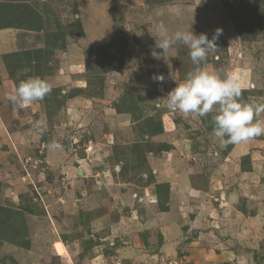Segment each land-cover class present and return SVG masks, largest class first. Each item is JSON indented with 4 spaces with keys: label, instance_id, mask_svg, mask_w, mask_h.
<instances>
[{
    "label": "rangeland",
    "instance_id": "374dc122",
    "mask_svg": "<svg viewBox=\"0 0 264 264\" xmlns=\"http://www.w3.org/2000/svg\"><path fill=\"white\" fill-rule=\"evenodd\" d=\"M261 2H14L20 22L35 10L41 28H0L1 206L16 213L19 241L29 242L5 239L0 264H264V136L227 150L202 117L167 110L165 96L196 65L180 43L167 62L152 54L161 22L170 34L191 29L209 39L221 28L201 67L233 71L243 99L264 103V27L253 24ZM56 35L48 69H16L12 78L10 53L47 50ZM160 74L164 82H154ZM29 76L47 79L52 92L14 107L8 96ZM149 119L162 122V134L147 133ZM53 141L62 148L49 150ZM137 142L147 161L124 176L125 164L138 165L130 148ZM148 142L169 150L156 154ZM162 183L168 194L158 202Z\"/></svg>",
    "mask_w": 264,
    "mask_h": 264
},
{
    "label": "clouds",
    "instance_id": "9594fccd",
    "mask_svg": "<svg viewBox=\"0 0 264 264\" xmlns=\"http://www.w3.org/2000/svg\"><path fill=\"white\" fill-rule=\"evenodd\" d=\"M222 35V29L217 28L211 39L207 34L196 35L190 30H176L170 34L168 27L161 22L157 25L153 57L169 60L167 53L175 43L186 46L189 57L196 68L189 72L182 82H177L165 96L164 107L171 112H179L185 116L204 117L213 115L212 136L221 147L238 145L264 136V103L246 101L243 99V86L239 76L231 70L223 74L207 70L201 65L206 62L210 53L217 50L216 41ZM162 53V54H159ZM27 72L28 69H23ZM154 82L163 83L164 75H154ZM52 92V85L47 79L39 76H29L19 82L8 96L14 107L24 109L29 105L42 101ZM36 131L43 134L46 125L42 121L34 124ZM49 150H59L62 145L50 142Z\"/></svg>",
    "mask_w": 264,
    "mask_h": 264
},
{
    "label": "trees",
    "instance_id": "16d2710c",
    "mask_svg": "<svg viewBox=\"0 0 264 264\" xmlns=\"http://www.w3.org/2000/svg\"><path fill=\"white\" fill-rule=\"evenodd\" d=\"M17 1H23V3H25V1L27 2V0H11L9 2V4L7 2H0V28L1 29H6V28H11V27H16L15 25H17L16 23L19 22V26L18 27H24V28H28V29H32V30H39L41 28V24H37L36 22L38 21V17H37V12L35 10H33L30 14L27 15V18L25 17V19L23 21L20 22V15L19 12L16 8H18L17 6H15L14 2ZM261 3H255V7L257 8L258 6H263L262 10H261V15H259V17H257V20H253V24H255V27L257 28H261L264 27L262 24L264 23V0H261ZM27 10L25 9V14H27ZM26 26H24V24ZM57 38L54 37L52 39V42H49L47 44L48 49H35V50H29L26 52H20V51H16L14 53H10L7 57L11 58V61L13 62V65H11V67L8 66L9 71H10V75L13 77H15V73H16V69H23L26 68L28 69V73L30 74V72L34 71L35 73L39 74L40 73V69L43 65H45V67L47 68V61H48V57L49 54L53 48V43H55ZM51 40V39H50ZM123 39H117V41H115V56L119 59L123 56L124 50H123ZM122 43V44H121ZM118 44H120L118 46ZM97 50H95V52H97ZM36 62V65H33V63ZM90 67V66H89ZM48 69V68H47ZM32 70V71H31ZM43 73V68L41 70V74ZM31 75V74H30ZM26 79V78H25ZM23 80V79H22ZM21 80H19L20 82ZM19 82L17 83V85L19 84ZM76 94H70L69 96H75ZM60 104V103H59ZM202 119L205 121V124L207 125L208 130L213 129L214 125H213V120L210 114L202 117ZM145 125L147 127V133L150 134V136H156L159 134H162L163 132V124L161 121H159L158 123H153L152 119H149L145 122ZM145 146L150 150L153 151L156 154H160L162 152H165L167 150H169V146L168 144H166L165 142H148V144ZM233 145H228L226 148L227 150H230L232 148ZM131 148V152H132V156L136 159V163L138 165H133L132 162L125 164V166L122 168V174L125 176L127 174H129V172L131 171H138L140 167H142V165L145 163V161H147V155L145 154V152L143 151V147L140 145V143H133V146L130 147ZM154 182V176L150 175L149 178L147 179V183H152ZM168 185L167 183H162L160 185H158L157 187V196H158V202H162L163 198L167 197L168 194ZM2 193H3V184L2 182H0V243H3L4 240H9L13 243H15V245L17 246H23L25 248L29 247V242L28 241H23L20 242L19 238L21 237V235H23L24 233H22V231L19 228V223L20 222L17 219V215L15 212H13L12 210L8 209V208H3L1 206V199H2ZM163 203H160V205H162ZM20 219H22L24 221V216L23 215H19ZM23 232H25V230H23Z\"/></svg>",
    "mask_w": 264,
    "mask_h": 264
}]
</instances>
